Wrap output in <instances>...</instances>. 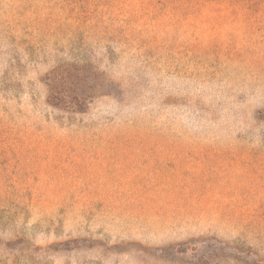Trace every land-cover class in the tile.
<instances>
[{"label":"rangeland","instance_id":"rangeland-1","mask_svg":"<svg viewBox=\"0 0 264 264\" xmlns=\"http://www.w3.org/2000/svg\"><path fill=\"white\" fill-rule=\"evenodd\" d=\"M68 63L82 113L46 100ZM259 107L264 0H0V264H258L166 249L264 251Z\"/></svg>","mask_w":264,"mask_h":264},{"label":"trees","instance_id":"trees-1","mask_svg":"<svg viewBox=\"0 0 264 264\" xmlns=\"http://www.w3.org/2000/svg\"><path fill=\"white\" fill-rule=\"evenodd\" d=\"M95 69L89 65H79L76 63L59 64L48 69L43 75L42 79L48 86V94L46 97L47 103L57 109L64 110L71 113L85 112L88 104H90L95 97L98 87H102ZM107 85L106 87H110ZM264 113V107H259L253 113L258 115ZM206 235L199 239L183 240L169 245L166 249L168 253L176 256L191 255L198 257L204 262H208L212 257L231 251L236 256L257 257L255 262L264 264V251L258 252L252 248L241 247L237 245L225 244L222 240L211 242L214 237ZM68 242V243H67ZM206 242H211L208 249H204ZM63 249L76 248L80 246L79 239H70L69 241L61 242ZM68 244V245H67ZM229 254V253H227Z\"/></svg>","mask_w":264,"mask_h":264}]
</instances>
